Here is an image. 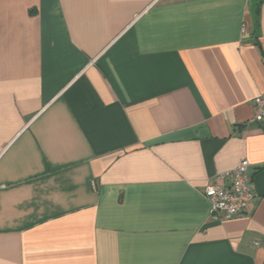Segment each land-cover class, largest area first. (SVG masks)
<instances>
[{
    "label": "crops",
    "instance_id": "obj_1",
    "mask_svg": "<svg viewBox=\"0 0 264 264\" xmlns=\"http://www.w3.org/2000/svg\"><path fill=\"white\" fill-rule=\"evenodd\" d=\"M263 92L264 0H0V264H264Z\"/></svg>",
    "mask_w": 264,
    "mask_h": 264
},
{
    "label": "built area",
    "instance_id": "obj_2",
    "mask_svg": "<svg viewBox=\"0 0 264 264\" xmlns=\"http://www.w3.org/2000/svg\"><path fill=\"white\" fill-rule=\"evenodd\" d=\"M253 115L249 121L264 119V92L252 99ZM250 163L243 159L233 168L216 173L214 180L203 188V195L209 201V216L220 220L242 214L254 197L251 178L247 175Z\"/></svg>",
    "mask_w": 264,
    "mask_h": 264
}]
</instances>
